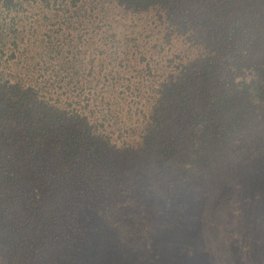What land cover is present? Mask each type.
<instances>
[{
	"label": "trees",
	"instance_id": "1",
	"mask_svg": "<svg viewBox=\"0 0 264 264\" xmlns=\"http://www.w3.org/2000/svg\"><path fill=\"white\" fill-rule=\"evenodd\" d=\"M227 179L264 196V0H0V264H214Z\"/></svg>",
	"mask_w": 264,
	"mask_h": 264
},
{
	"label": "rangeland",
	"instance_id": "2",
	"mask_svg": "<svg viewBox=\"0 0 264 264\" xmlns=\"http://www.w3.org/2000/svg\"><path fill=\"white\" fill-rule=\"evenodd\" d=\"M225 184L229 186L228 179L214 188L209 203H199L194 207L189 204L194 212L191 225L200 232L199 241L209 250L214 264H250L255 259L257 264H264V214L261 212L264 196L257 199L255 195L261 192L260 189H251L233 200L235 188L231 192ZM238 207L242 208V214L238 212ZM250 245L255 249L253 253L250 252ZM162 249L165 250L160 246L147 249L150 254L147 258H152L147 264H186L182 253L169 254L167 249L164 252ZM142 256H135L127 264H142Z\"/></svg>",
	"mask_w": 264,
	"mask_h": 264
}]
</instances>
